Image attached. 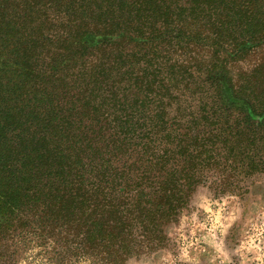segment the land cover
I'll return each instance as SVG.
<instances>
[{"label":"trees","instance_id":"trees-1","mask_svg":"<svg viewBox=\"0 0 264 264\" xmlns=\"http://www.w3.org/2000/svg\"><path fill=\"white\" fill-rule=\"evenodd\" d=\"M255 174L264 0H0V264H125Z\"/></svg>","mask_w":264,"mask_h":264},{"label":"rangeland","instance_id":"rangeland-1","mask_svg":"<svg viewBox=\"0 0 264 264\" xmlns=\"http://www.w3.org/2000/svg\"><path fill=\"white\" fill-rule=\"evenodd\" d=\"M214 179L197 187L163 249L125 264H264V174L239 178L234 192ZM27 245L19 264H102L70 252L63 258L53 245Z\"/></svg>","mask_w":264,"mask_h":264}]
</instances>
